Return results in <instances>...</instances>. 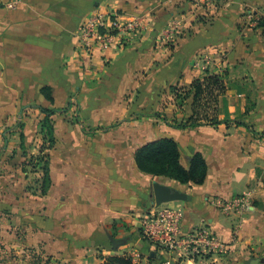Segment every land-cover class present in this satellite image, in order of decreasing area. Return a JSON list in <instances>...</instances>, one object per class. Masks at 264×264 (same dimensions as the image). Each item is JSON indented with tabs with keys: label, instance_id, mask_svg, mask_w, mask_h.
I'll return each instance as SVG.
<instances>
[{
	"label": "crops",
	"instance_id": "1",
	"mask_svg": "<svg viewBox=\"0 0 264 264\" xmlns=\"http://www.w3.org/2000/svg\"><path fill=\"white\" fill-rule=\"evenodd\" d=\"M204 6L198 0H0V214L8 243L74 263L129 256L160 264L169 255L155 250L141 229L159 180L187 192L186 200L162 203L183 213L185 231L206 226L229 244L207 264H254L255 258L264 264V30L256 26L264 0ZM107 10L123 21L144 15L147 28L124 45L83 47L81 24ZM172 19L182 27L169 39L163 33ZM204 53L215 54V71L201 65ZM211 74L224 86L215 97L217 115L189 96L176 114L194 115L198 123L174 126V111L164 104L171 87L194 91L195 81ZM41 106L58 109L49 146ZM162 137L177 141L186 167L202 154L208 164L202 184L140 170L137 149ZM32 154L49 157L52 184L45 194L41 179L26 185ZM111 236L126 241L115 248Z\"/></svg>",
	"mask_w": 264,
	"mask_h": 264
},
{
	"label": "built area",
	"instance_id": "2",
	"mask_svg": "<svg viewBox=\"0 0 264 264\" xmlns=\"http://www.w3.org/2000/svg\"><path fill=\"white\" fill-rule=\"evenodd\" d=\"M215 1L198 0V4L203 7H205L204 5L211 7ZM16 5V2L8 4L9 7ZM253 18L254 22L252 21V23H256ZM181 27V19H172L163 35L172 39ZM146 28L147 23L144 15L134 16L123 21L117 11L107 10L91 14L81 24L79 36L83 47L92 48L94 45H110L111 42L118 39L142 33ZM240 204L241 201H236L234 206ZM231 206L229 205V207ZM182 217L183 213L178 208L154 203L141 219V229L155 250L169 255L160 264H178V260L174 257L175 254L179 257L185 256L198 260L200 264H207V259L211 255L228 251L229 244L206 226L185 231L181 225Z\"/></svg>",
	"mask_w": 264,
	"mask_h": 264
},
{
	"label": "trees",
	"instance_id": "3",
	"mask_svg": "<svg viewBox=\"0 0 264 264\" xmlns=\"http://www.w3.org/2000/svg\"><path fill=\"white\" fill-rule=\"evenodd\" d=\"M256 26H259L264 30V15L258 18ZM216 88H219L221 91L224 89L223 81L221 80V76L219 74L209 75L204 82L197 79L194 83V91L182 90L177 86L171 87L172 91H175L178 96L183 95V98L185 99L189 96H193L194 104L198 105V107L203 103L202 96L204 91H208V93H210V91L212 92V89ZM51 89L52 88L50 86H46L42 88V91L52 100L53 96L51 95ZM41 110L44 113V117L41 121V131L49 146L55 142L52 116L58 111V109L41 106ZM197 123L198 122L195 120L194 115L180 120L179 122H172V124L177 127L195 125ZM48 146L46 145V147ZM135 157L140 170L154 176L169 177L184 184H202L208 173V164L201 153L194 154L190 158L189 166H184L181 162V154L178 143L170 137H162L147 142L137 149ZM27 163L33 167V170H36L38 166L40 167L42 179L39 181V191L42 194H45L52 184L48 154H32ZM100 264L139 263L134 262L129 256H111L104 263Z\"/></svg>",
	"mask_w": 264,
	"mask_h": 264
},
{
	"label": "rangeland",
	"instance_id": "4",
	"mask_svg": "<svg viewBox=\"0 0 264 264\" xmlns=\"http://www.w3.org/2000/svg\"><path fill=\"white\" fill-rule=\"evenodd\" d=\"M140 35H142V33H135L133 35H130L127 38L118 39L117 44L119 45L127 44L131 42L132 39L140 37ZM220 56H221L220 58L223 57L222 55ZM201 59H202L201 65L203 67L208 66V68H210L209 71H213V70L215 71L214 68L217 64V58L215 54L204 53ZM216 70H218V68ZM218 92H220L219 88L212 89V92L210 91V93L207 92L205 96L206 99H204L205 101L204 100L202 101L204 104L201 105L200 109H204L205 107H207L209 108V111L212 113V115L216 116L218 113L217 111H219L218 107H216L217 101H215V97ZM171 93H172L171 97L169 96V98H167L168 102H165L164 104H165V109L168 108L169 110L174 111V113H172V115L170 116V120L173 123H175V122L180 121V118L177 117L176 111L185 109L184 104L186 103V99L183 98V95L178 96L175 91H172ZM162 117L163 116H160L159 119H162ZM38 148H39V145H36L37 151H38ZM27 169H28V177H27L26 185L35 184L37 183L36 180L42 179V173L40 171L39 166L37 167L36 170H33V167L30 164H28ZM3 176H4V164L2 165L0 163V177L2 178ZM0 190H4V183H2V185L0 186ZM31 192L33 191L31 190ZM2 199L4 200V193L1 192L0 200ZM1 213L2 214H0V264H84L78 261L74 263L73 261H65L63 259H58L56 257L51 258L49 257V255L45 254V251L42 250V248L40 247H27L25 249H22L21 246H17L16 244H13L12 242L8 243L4 235V222H6L7 220L6 219L4 220V211ZM144 237L145 239H148L146 236ZM145 253H147L146 256L149 257V254H150L149 251L147 250L145 251Z\"/></svg>",
	"mask_w": 264,
	"mask_h": 264
},
{
	"label": "water",
	"instance_id": "5",
	"mask_svg": "<svg viewBox=\"0 0 264 264\" xmlns=\"http://www.w3.org/2000/svg\"><path fill=\"white\" fill-rule=\"evenodd\" d=\"M153 194H154L155 203L157 205L174 200H186L188 198V194L184 190L175 188L159 180H154L153 182ZM111 239L114 243L115 248H117V246L120 243L126 241V239H115L112 236ZM152 253L153 255L155 254L154 251ZM258 262H259V258H255L254 264H257Z\"/></svg>",
	"mask_w": 264,
	"mask_h": 264
}]
</instances>
